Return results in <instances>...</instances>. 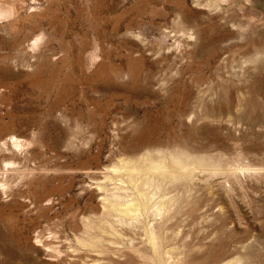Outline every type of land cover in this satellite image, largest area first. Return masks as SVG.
I'll return each mask as SVG.
<instances>
[{
	"label": "rangeland",
	"instance_id": "obj_1",
	"mask_svg": "<svg viewBox=\"0 0 264 264\" xmlns=\"http://www.w3.org/2000/svg\"><path fill=\"white\" fill-rule=\"evenodd\" d=\"M10 1L0 264H264V0Z\"/></svg>",
	"mask_w": 264,
	"mask_h": 264
},
{
	"label": "bare ground",
	"instance_id": "obj_2",
	"mask_svg": "<svg viewBox=\"0 0 264 264\" xmlns=\"http://www.w3.org/2000/svg\"><path fill=\"white\" fill-rule=\"evenodd\" d=\"M211 1V0H210ZM217 1V0H216ZM25 3V2H23ZM23 3H12L10 0H0V18H6V17H12V15H15L17 13H20L23 9H25L26 5ZM217 3V2H216ZM52 4V3H51ZM211 4V3H210ZM215 5V4H214ZM29 7H33V3H29L28 5ZM69 11V10H68ZM66 12V11H65ZM45 14V13H44ZM99 15V14H98ZM99 23V22H98ZM44 27V26H43ZM43 31V30H42ZM31 34V33H30ZM38 37L34 38V40L32 41V45L33 46L35 43H37ZM18 138V137H17ZM15 136H11L10 137V141L12 144L18 146L20 144V140H18ZM25 141V140H24ZM177 155V154H176ZM157 159V158H156ZM157 162V161H156ZM155 164V163H154ZM157 167L160 166V163H156ZM163 166V165H161ZM149 177V176H148ZM110 194V193H109ZM114 196V197H113ZM111 197H106L107 199V203L105 205L106 208L109 209H117L120 206H124L125 210L129 211L130 209H135L137 205L135 203L129 202L127 200H125L123 197L120 196H116L113 195ZM140 204V203H139ZM133 207V208H132ZM133 209V210H134ZM134 210V211H135ZM156 213H158L160 211V209L156 208L155 209ZM131 214V213H130ZM231 262V261H230ZM233 263V262H232Z\"/></svg>",
	"mask_w": 264,
	"mask_h": 264
}]
</instances>
